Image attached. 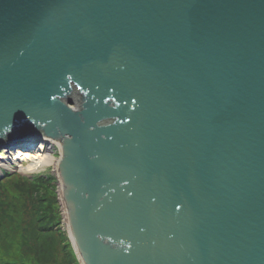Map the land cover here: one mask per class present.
<instances>
[{
    "label": "water",
    "instance_id": "95a60500",
    "mask_svg": "<svg viewBox=\"0 0 264 264\" xmlns=\"http://www.w3.org/2000/svg\"><path fill=\"white\" fill-rule=\"evenodd\" d=\"M44 137L84 264H264V0H0V143Z\"/></svg>",
    "mask_w": 264,
    "mask_h": 264
},
{
    "label": "trees",
    "instance_id": "16d2710c",
    "mask_svg": "<svg viewBox=\"0 0 264 264\" xmlns=\"http://www.w3.org/2000/svg\"><path fill=\"white\" fill-rule=\"evenodd\" d=\"M8 173L0 176V243L8 235L3 231V224L6 221L14 222L12 215L15 211L28 215L29 221L26 229H23L25 235L21 232L18 236L26 249L13 256L1 249L0 245V264H71L67 254L59 256L61 251L67 252L59 228H55L52 218L44 219L40 205L33 197V187L47 184L45 178L31 181L24 177L26 180L19 182L15 179L16 175L9 176ZM7 183L15 184V190L7 193ZM29 204L31 210L28 209Z\"/></svg>",
    "mask_w": 264,
    "mask_h": 264
},
{
    "label": "rangeland",
    "instance_id": "374dc122",
    "mask_svg": "<svg viewBox=\"0 0 264 264\" xmlns=\"http://www.w3.org/2000/svg\"><path fill=\"white\" fill-rule=\"evenodd\" d=\"M74 101V106H77L76 99H74ZM59 144V142H56L55 146L52 148V151H49V153L53 156L54 159H59L62 155V150L60 153L58 147ZM35 148L36 147L33 141L23 144H10L9 141L0 143V176L3 177L7 173L3 172L4 169L1 164H5V161H8L11 168V172H9L8 175H16V181L22 182L26 180L25 178L31 181L42 177L45 178L47 184H39V186L33 187L35 191L33 197L38 202L37 204L40 205V209L44 219L48 220L49 218H52V220L54 221L53 224L55 225V228H59L60 234L65 239L64 242L66 245L67 252L61 251L59 253V256L61 257L62 255L67 254L70 258L71 264H81L78 255L74 250L72 241L68 233L67 222L65 218V210L60 196L61 180H59V172L57 173L54 168V165L51 164L44 167V169L32 174L23 173V171L26 170L27 166L30 164L31 159L25 158L19 162L12 160V152L14 149L30 150L27 152H31ZM15 188V184L7 183V193L12 192V190H15ZM24 206L26 207L27 205ZM28 209L31 210V204H29ZM12 217L14 218V222L6 221L3 224V231L8 233V235L7 238H5L2 243H0V245L1 249H3L9 255L17 256L19 252L24 251V249H26L25 246H22V241L19 239L18 236H20V233L23 232V229H26V227L28 226L27 223L29 221V217L24 213H17L16 211L13 213Z\"/></svg>",
    "mask_w": 264,
    "mask_h": 264
},
{
    "label": "bare ground",
    "instance_id": "6f19581e",
    "mask_svg": "<svg viewBox=\"0 0 264 264\" xmlns=\"http://www.w3.org/2000/svg\"><path fill=\"white\" fill-rule=\"evenodd\" d=\"M56 142H54L53 140L44 137L43 140L38 144V146L31 152H27L23 149H18V150H13L12 154H13V159L14 161H21L22 159L28 158L31 159L30 160V164L27 166L26 170L23 171V173H35L39 170L44 169V167L53 164L55 170L58 171V165H59V159H54L53 156L49 153V151H52V148L55 146ZM60 153H61V147L60 144L58 145ZM3 166V172H11V168H10V164L8 161H5V164H1ZM59 176V175H58ZM60 180V179H59ZM60 196H61V200L64 206V210H65V218H66V222H67V228H68V233L70 236V239L72 241L74 250L76 251L78 258L80 260L81 264H84L82 257H80L81 255H79V252L77 250V247L75 245V241L71 235V231H70V226H69V221H68V215H67V208L65 205V201H64V196H63V184L61 182V188H60Z\"/></svg>",
    "mask_w": 264,
    "mask_h": 264
}]
</instances>
